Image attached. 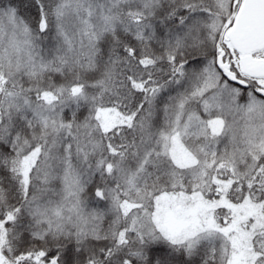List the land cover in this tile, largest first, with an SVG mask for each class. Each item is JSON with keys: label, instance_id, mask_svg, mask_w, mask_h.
<instances>
[{"label": "snow or ice", "instance_id": "obj_1", "mask_svg": "<svg viewBox=\"0 0 264 264\" xmlns=\"http://www.w3.org/2000/svg\"><path fill=\"white\" fill-rule=\"evenodd\" d=\"M0 264H264V0H0Z\"/></svg>", "mask_w": 264, "mask_h": 264}]
</instances>
